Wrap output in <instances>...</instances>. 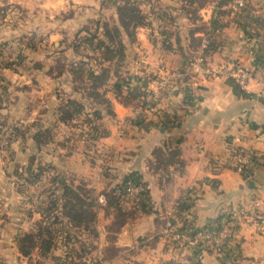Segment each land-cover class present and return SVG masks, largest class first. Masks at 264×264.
Listing matches in <instances>:
<instances>
[{"label": "crops", "instance_id": "crops-1", "mask_svg": "<svg viewBox=\"0 0 264 264\" xmlns=\"http://www.w3.org/2000/svg\"><path fill=\"white\" fill-rule=\"evenodd\" d=\"M175 1L156 0V5L152 2L149 5L152 18L157 7L167 6L172 11L176 23L182 29L174 40L176 42L179 38L182 48L171 50L167 58L159 54L151 56V50L150 54L141 50L148 55L147 60H151L152 64L158 60L155 69L144 66L146 69L160 73L167 66H179L183 54L189 51L193 43L197 47L206 35L211 36V50L207 55L209 62L239 63L248 68L264 64V23L252 20L257 16L264 18V0H246L250 9L249 17L239 12L233 15L226 4L220 7L224 13L216 15L214 7L218 0H210L198 9L200 19L195 20L189 19V14L180 13ZM212 18L215 26L210 30ZM154 19L151 20L152 24L156 21ZM195 24H202L204 29L196 28ZM144 29V33L150 30L148 26ZM154 56L159 57L153 59ZM37 62L39 67L25 66L18 75L13 69H0V120L20 118L21 126L25 127L29 135L43 128H48L51 135H59L70 129L74 131L70 124L57 119L60 100L79 97L78 93L72 91L70 75L66 71L58 76L49 75L46 71L52 64L45 66ZM37 71L50 82H60V87L52 85L51 91L52 87L45 83L31 86L29 82L34 80ZM141 71L136 67L135 73L141 74ZM139 78H130L131 84H135ZM245 92V97L234 96L222 77L185 78L156 108L159 111L153 110L134 118L133 107L120 104L108 90L106 98L113 114H102L105 136L93 144L89 141L77 142L78 150H95L98 153L107 149L108 159L103 160L106 162L105 174L97 172V165L90 168L85 164H74L73 153L76 148L72 145V139V142H66L68 146L72 145L67 150L60 143L51 144L53 154L50 162L60 178L58 187L64 181L77 184L81 180L87 181L88 186L96 190L100 186L115 192L128 179L145 187V200L133 217L122 224L113 242L115 247L122 250L114 257L104 259V264H168V261L171 264H264V216L257 225L251 222L238 224L218 252H208L198 246L177 248L170 246L164 239L167 220L176 226L186 224L192 229H199L211 227L220 215L238 209L253 207L264 215V91L250 84ZM62 93L67 96L63 97ZM160 111L168 115L165 122H162ZM68 134L75 136L70 132ZM32 141L30 137L26 143L28 147L22 146L16 151L12 149L9 157L12 160L0 159L3 167L0 170V185L7 183L13 186L14 182L6 174V167L12 166L16 155L28 151L29 146L34 150L39 148L40 152L48 145L36 146ZM234 147L252 150L254 160L248 172L240 173L231 168L229 155ZM172 152L175 155L168 162L166 158ZM79 167V171L74 170ZM65 174V177L70 175L68 180H65ZM73 176L75 179H71ZM1 192L2 188L0 199L4 197L3 204H8L5 212L10 213L9 201L20 198V194L14 191L5 197ZM37 194L31 199H35ZM15 213L20 215L19 212ZM107 221L110 218L104 223ZM96 229L100 230L98 226ZM101 229L99 251L108 244L104 226ZM9 246L13 247V244ZM132 249L135 250L134 254H125Z\"/></svg>", "mask_w": 264, "mask_h": 264}, {"label": "rangeland", "instance_id": "rangeland-1", "mask_svg": "<svg viewBox=\"0 0 264 264\" xmlns=\"http://www.w3.org/2000/svg\"><path fill=\"white\" fill-rule=\"evenodd\" d=\"M179 1L180 0H176L175 2L179 5L177 6V8L180 9V13H190L191 15L189 16V19H200V16L197 12L199 9L197 6V1L191 3H187L186 0H181V3H179ZM209 1L210 0H203L204 5ZM122 2L135 3L139 11L145 17V24L143 26L136 27V29L134 30L133 41H129L128 38L124 35L121 28L118 26L116 7ZM150 2L152 1L0 0V50H3L2 56L0 58V63H5L8 60V57H13L15 53L19 52L20 55H23L24 57L23 63L22 65L12 70L15 72V74L18 75V72L24 69L25 66L34 68L33 63H36L37 61L42 62L43 65L46 66L50 63L53 64V59L55 57L63 56L67 61L81 59L82 54H84L82 46L78 47L79 55H75L70 49L71 45L74 42L77 43L78 39L85 35V28L90 32L97 31V33H100L102 31L101 24L105 22L108 28H111L114 25L118 27L120 31V39L124 45V67L122 68V73L127 83L131 84L130 78L131 80H133L132 78L135 77H146L148 78V82L150 83L157 75H159V72L157 73V70L150 71L149 69H146V67H154L158 60L156 63L152 64L151 60H147L148 55L144 52L142 53V51H147L150 54L149 50H151V56L159 54V56L167 58L166 56H170L171 50L182 48V46H180V39L177 37L178 40L176 42L174 40L176 36L179 35L182 29H180V25L176 23L174 14L171 13L172 11L167 6L157 7L153 11V14L155 13L153 18H155L154 20L156 21H154V23L152 24L151 20L153 18L151 17L152 8L149 5ZM152 3L156 5V0H153ZM191 11H194V13L192 14ZM228 11L232 12L233 15H236L238 13V11ZM192 15H194V17ZM150 17L152 19H150ZM160 21L173 25V27H175V30L172 32L160 29ZM188 22L190 21L188 20ZM198 25L199 24H195L194 26L197 27ZM146 26H148L150 30L144 33V27ZM163 34H169L170 41H168L169 39ZM146 40L147 42H145ZM141 41L144 42L143 45L140 46ZM170 45H174V47H170ZM195 45L196 43H193L189 51H186L183 54V61L180 62L179 66H167L165 68H183L193 55L192 51H194ZM153 50L156 51L152 53ZM159 56H154L153 59ZM136 57L138 59H136ZM136 67L137 69L140 68L142 70L141 74L135 73ZM1 68L3 67H0V69ZM153 69H155V67ZM146 70L150 72L144 73ZM7 71L9 70L7 69ZM31 72L32 71H30V73ZM40 73V71H37L34 74V80H31V82H29L31 86L33 85V87H36L40 85L39 83H45L49 87H52V85L53 87L56 86V88L60 87V82H58V84L50 82ZM22 80L23 78L21 79V81ZM112 80L113 79L111 78L107 81L106 89L110 90ZM135 82L137 83V81ZM53 87L51 88V91ZM64 95L67 96V94ZM64 95L62 93L63 97ZM102 114L104 116L107 115L104 112ZM103 115L101 116L99 123L105 130L104 126L102 125ZM19 119L20 118L0 120V123L3 124L0 131H4L6 127L12 125L14 127H18V131L21 132L20 135L17 134L14 139H11L8 142L5 148V152L3 154L0 153V159L9 158L13 150L16 151L22 146L28 147V144L26 145V143L31 135H29L25 131V127L21 126V122ZM73 128L74 131L72 130V132L70 129L69 131H65L64 133L59 135H51V139L47 142L48 145L45 146V148L40 152L39 148H37V150H34L29 146L30 149L28 151L16 155L13 164H11L12 166L9 168L6 167V174L14 183L12 187L7 183L0 185V188H2L1 193L3 194V196L6 197V195L8 194L14 191L16 192L17 184L19 185L20 181H22L18 180V176H22L25 174L24 167L30 162L33 168H36L37 165H40L42 167L44 165H47L48 167L44 169V171L46 170L44 174L51 172L53 175H55L57 184L60 183V178L58 179V175L54 171V166L51 165L50 162L53 154L51 151L52 143L62 144L65 147V150H67L68 147L72 148V145H74V148L77 149H75L73 153V157H75L74 164L79 163L80 166H82V164H85L90 168L93 165H97L99 168L97 169V172L100 174H105L106 169H104V166L106 165V162H104L103 160L106 161L108 159L109 152L107 151V149V152H104L102 157L101 154L99 152L96 153L95 150H78V141L80 142V140H89L77 136V131L75 127ZM69 132L74 134L75 136L72 137L70 134H68ZM54 138L59 140H54ZM70 139H72L73 142ZM68 141L72 142L71 147L66 144V142ZM89 142L90 144H93V142ZM31 143L33 144L34 142L32 141ZM10 159L11 158H9V160ZM96 159H102V163H96ZM82 161H84V163ZM2 169V163H0V170ZM74 170L79 171L80 167L77 169L74 168ZM65 176L66 174L64 175V177ZM74 176L78 177V175ZM74 176L71 179H75ZM0 177H2V174H0ZM69 178L70 175L65 177V180H68ZM63 181L64 180H61V182ZM127 181L133 182L132 180L128 179L118 187L117 191L113 192L111 190H105L104 187L100 188V186L98 188L99 190H96L95 188L88 186L87 181L79 180L78 183H82L85 189L88 191L87 197L93 198L95 200V204L93 205V211L95 212V217L93 220L95 233L92 234L90 232L83 231L80 228H74L72 225L68 224V221L65 217L58 214L59 218L52 226L53 229H57L54 237L55 244L46 258H44L45 261L40 262L42 264H62L63 260L64 262L68 260L66 259V256H69L74 260L82 263L88 257L96 255V253H98L99 251L98 239L100 238V232L102 231L101 226H104V228H106V226L112 221V219H114L116 213L115 209L106 208L104 195L107 192H112L115 194L121 193V191L123 190V186ZM64 182L69 185H76L71 181ZM39 186L41 187L39 188ZM53 186L54 185L49 186L47 183L45 185H42L40 181L33 186H27L28 197L30 198L31 196L32 198L35 193H38L40 197L38 201H40L42 205H44L48 199L59 197L60 187L58 188V185L54 187ZM99 195H103V204L98 201ZM28 197L27 195H20V198H12V200L9 201L11 202L10 213L5 212L8 207V204H3L5 202V198L3 197L4 199H0V264H28L29 262H32L33 259L38 260L36 258L37 254L35 250L31 251L30 255L25 258L19 254L17 249L19 236L22 235V233L33 232L35 229V223L39 217L35 213L37 207V205L35 204V199L30 198L32 201H29ZM57 203L60 204V201H57ZM15 212H19L21 216L15 215L17 214ZM102 213L104 215H102ZM109 218L110 221L104 223V221ZM96 226H98V229L100 230H97ZM65 234L68 235V239H66ZM10 244H13V247H10ZM134 251L135 250L132 249L127 251L125 254H134Z\"/></svg>", "mask_w": 264, "mask_h": 264}, {"label": "trees", "instance_id": "trees-1", "mask_svg": "<svg viewBox=\"0 0 264 264\" xmlns=\"http://www.w3.org/2000/svg\"><path fill=\"white\" fill-rule=\"evenodd\" d=\"M186 1L187 3L197 1L198 8H201L204 5L203 0ZM226 2L227 0H218L214 7V13L216 15L218 13H224L220 7L225 5ZM245 2L246 0H244V6L238 11V14L244 13L246 17H249L250 9L247 2ZM191 13L193 14L194 11H191ZM188 14L189 16L191 15L190 13ZM116 16L118 26L121 28L124 35L129 41H133L134 30L136 27L145 24L144 15L139 11L135 3L122 2L116 7ZM192 16L194 17V15ZM191 20L195 19L193 18ZM252 20L260 24L264 23V18L262 17L257 16L252 18ZM101 25L102 31L100 33H97V31L90 32L85 28V35L78 39L77 43L74 42L71 45L70 49L75 55H79L78 47L82 46L84 54H82L81 59L67 61L63 56L55 57L53 59V64L46 71L47 74L54 76H58L64 71L68 72L70 75L72 91L78 93L79 97H66L61 99L57 106V119L64 124H70L72 127H75L77 136L91 142L96 141L98 138L103 137L106 134V131L99 123L102 113L104 112L107 115L113 114L111 104L106 98V92L108 91V89H106V84L109 79H113L110 91L114 95V98L123 106L143 108L144 105L147 104L149 109L148 112H152L153 110L151 111L150 108L154 106L153 102L147 100L149 92L147 89L148 78H140L137 80V83L135 82L133 85L127 83L125 80L122 73V68L124 67V45L120 39V31L118 27L113 25L111 28H108L105 22ZM214 26L215 20L212 18L209 29H213ZM196 28L204 29V26L199 24ZM163 35L169 39V34ZM206 39L207 44L202 53L203 56L207 58L208 52L211 50V36L206 35ZM199 44L200 43L197 44V47L195 45L194 48H198ZM2 53L3 50H0V58ZM191 58L188 60V63L191 61ZM23 60V55H20L18 52L15 53L13 57H8V60L5 63H0V67L14 69L22 65ZM33 64L34 67L40 66L37 62ZM225 81L231 87L234 96L245 97L247 95V93L241 90L233 80L227 78ZM155 111L157 112L159 109H155ZM167 116L168 115L163 111H160L162 122L166 121ZM2 125L3 124L0 123V129ZM17 134L20 135L21 132L18 131V127H13L11 139H14ZM50 137L51 134L48 128L37 129L31 134V139L36 145L47 143L51 139ZM174 155L175 152H172L171 156L166 158V160L169 162ZM253 160L254 155L252 156L250 165L244 168L242 173L250 170L253 165ZM47 167V165H44L43 167L37 165L36 168H33L31 162L28 163L24 167L25 174L18 176V180L22 181H20L19 185L17 184L16 192L21 196L27 195L28 197L27 186H33L38 183L46 171H44V169ZM47 184L49 186L57 185L55 175L52 174L50 176ZM87 194L88 191L82 183H77L76 185L63 183L60 185L59 197L48 199L44 205L38 201L40 197L37 194L35 197V204L37 205L35 213L38 214L39 217L35 223V229L33 232L22 233V235L19 236L17 242L19 254L26 258L30 255L31 251L35 250L38 256L46 258L55 244L54 237L57 229H53L52 226L59 218L58 214L65 217L68 224L72 225L74 228H80L83 231L92 234L95 233L93 226V220L95 217L93 205L95 204V200L87 197ZM104 196L106 208H113L116 213L114 219H112L105 228V240L108 244L100 250L102 260L112 258L122 250L121 248L115 247L113 244L116 234L120 231L122 224L128 218L133 217L136 209L145 200L146 192L139 205H130L124 197L123 190L121 193L116 194L107 192ZM30 198L29 201H32ZM57 201H60V204H58ZM223 219H227V216L220 215L216 222L210 227L211 231H216ZM188 228V225L181 224L177 226L176 230L183 231ZM65 236L66 239H68V235L65 234ZM200 245L202 246L201 248L206 251L212 252L211 245L207 243ZM66 259L68 260L65 262L63 260L62 264L84 263V261L81 263L69 256H66ZM167 263L171 264L170 261ZM28 264L42 263L33 259V261Z\"/></svg>", "mask_w": 264, "mask_h": 264}, {"label": "built area", "instance_id": "built-area-1", "mask_svg": "<svg viewBox=\"0 0 264 264\" xmlns=\"http://www.w3.org/2000/svg\"><path fill=\"white\" fill-rule=\"evenodd\" d=\"M244 6V0H227L226 7L231 11H239ZM159 28L167 31H174L175 27L168 23L159 22ZM207 44L206 36L200 41L197 50L194 52L191 61L183 68H167L159 73L147 87V100L154 103L150 110H155L162 102L169 97L176 88L182 84L185 78L197 77H212L224 79H231L243 91L248 90V86L253 84L258 87L259 91H264V64L248 68L239 63H216L213 64L203 56V49ZM159 109V108H158ZM149 111L148 105L143 108L134 107L132 115L134 118H139ZM14 126L6 127L0 134V153L5 152L8 142L11 140L12 129ZM105 149L99 151L101 157ZM253 152L247 148L234 147L230 150L229 162L233 170L242 173L243 169L250 165ZM96 163H101L102 159H96ZM51 172L43 175L40 180L42 185L48 182ZM146 190L142 184L127 181L123 186V194L126 201L130 205H139ZM98 201L103 204V195L98 196ZM227 219H223L216 231H211L210 227H203L199 229L188 228L183 231L176 230L177 226L172 221L167 220L164 227V239L170 246H198L200 244L211 245L212 252H218L224 245L228 238L231 237L234 230L240 223H254L260 224L263 219V214L251 207L248 209H238L230 214H227ZM200 243V244H199ZM36 258L44 262L45 259L36 255ZM83 264H104L101 258L100 251L96 255L88 257Z\"/></svg>", "mask_w": 264, "mask_h": 264}]
</instances>
